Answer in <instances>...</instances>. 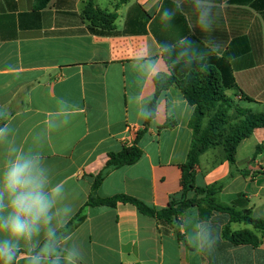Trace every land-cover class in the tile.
I'll return each instance as SVG.
<instances>
[{"label":"crops","instance_id":"obj_1","mask_svg":"<svg viewBox=\"0 0 264 264\" xmlns=\"http://www.w3.org/2000/svg\"><path fill=\"white\" fill-rule=\"evenodd\" d=\"M176 3L182 11L166 25L161 11L174 8L173 0H0V124L9 128L0 143V166L13 147L42 154L52 181L66 187L63 203L75 209L67 233L81 243L82 264H264V235L206 206L186 210L178 219L185 227L178 229L131 204H87L108 155L133 145L142 158L110 171L95 196L124 194L157 210L180 197L194 111L180 115L175 97L182 90L175 82L156 99V80L178 81L213 67L239 95L252 99L254 112L264 114V0H228L214 26L219 50L191 70L176 49L194 13L189 0ZM88 8L117 14L114 29L102 28ZM193 39L208 49L206 34L197 30ZM161 43L173 51L162 53ZM141 53L160 65L158 77L144 78ZM154 100L156 122L140 119L141 105L150 107ZM196 184L221 187L218 204L264 219V128L238 145L234 163L217 148L206 151ZM205 217L218 225L220 242L200 255L188 246L186 233ZM226 227L253 231L261 243L234 245L224 238Z\"/></svg>","mask_w":264,"mask_h":264},{"label":"clouds","instance_id":"obj_2","mask_svg":"<svg viewBox=\"0 0 264 264\" xmlns=\"http://www.w3.org/2000/svg\"><path fill=\"white\" fill-rule=\"evenodd\" d=\"M174 8H163L161 20L166 25L172 23L177 13L182 11L173 0ZM194 22L189 34L179 37L176 49L185 67L203 64L209 51L220 48L214 38V26L220 12L228 6V0H189ZM197 30L206 34L208 49H201L193 39ZM162 53L173 51V45L161 43ZM144 78L158 77L160 65L153 59L140 60ZM175 100L181 107L182 116H190L194 107L179 91ZM140 119L156 122L159 112L153 107L141 105L137 112ZM169 109L164 110L167 118ZM9 128L0 127V143L7 140ZM12 156L0 166V264H82L81 243L71 239L65 231L75 209L63 203L66 187L63 182H53L51 169L40 152L23 151L15 147ZM178 229L184 222L176 221ZM188 246L200 255L214 251L220 242L218 225L213 220L201 219L192 234L186 233Z\"/></svg>","mask_w":264,"mask_h":264},{"label":"trees","instance_id":"obj_3","mask_svg":"<svg viewBox=\"0 0 264 264\" xmlns=\"http://www.w3.org/2000/svg\"><path fill=\"white\" fill-rule=\"evenodd\" d=\"M86 13L91 19L99 22L102 28L107 30L114 29V22L117 19V14H106L90 8L87 9ZM174 82L179 85L187 101L194 107V113L190 122V128L193 133L192 144L187 162L181 168L182 192L180 197H173L166 209L157 210L147 206L136 198L124 194H118L105 199H100L95 196V192L102 185L110 171L134 165L142 158L143 152L136 145H133L131 147H124L119 153H110L108 155L105 168L95 178L92 194L87 203L88 206L114 208L119 203L131 204L135 206L140 213L169 224H174L178 221L186 210L190 208H201L206 206L210 212H219L229 215L231 223L249 225L254 230L264 235V219L251 217L250 211H237L235 206H223L218 204L215 200V195L221 190V187L215 184L210 187H198L196 184V170L200 165V158L206 151L212 148L210 146L211 141L215 138L214 132L223 122V120H220L219 109L213 115V118L210 119L206 127H203V118L206 115L207 109L213 103L218 90H222V88L233 90L236 95H239L236 91V87L228 85L225 80L220 77L215 68L208 67L203 71H193L185 78L178 81L173 79L156 80V99L162 90H165L168 85ZM240 97L248 103L253 102L252 99L244 98L242 95H240ZM153 106H155V100L152 102L150 108ZM2 126L3 123L0 124V127ZM244 126L245 129L243 132L239 133L238 131H234L223 139V157L231 163H234L238 145L244 139L250 137L254 130L264 128V115L249 117ZM139 138L140 135H138V139ZM190 193H194V195L189 197ZM208 218L209 217H205L203 219ZM72 226L73 221L67 225L65 231L68 232ZM223 235L227 241L234 245L258 246L261 243L254 232L250 230L233 232L230 227H226Z\"/></svg>","mask_w":264,"mask_h":264},{"label":"rangeland","instance_id":"obj_4","mask_svg":"<svg viewBox=\"0 0 264 264\" xmlns=\"http://www.w3.org/2000/svg\"><path fill=\"white\" fill-rule=\"evenodd\" d=\"M218 109L220 120H223V122L215 130V138L211 141L210 147L219 149L222 155L224 137L234 131H238L239 133L243 132L245 129L244 124L249 117L264 115L254 112L252 106L244 101L240 95H236L235 92L222 88V90H218L213 103L206 111V115L203 118V127L208 125V122L213 118V115Z\"/></svg>","mask_w":264,"mask_h":264}]
</instances>
